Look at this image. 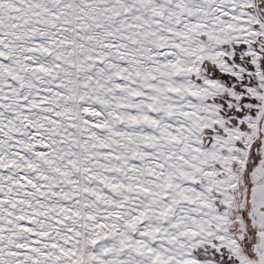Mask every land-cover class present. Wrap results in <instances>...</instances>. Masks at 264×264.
<instances>
[{"label": "snow or ice", "instance_id": "1", "mask_svg": "<svg viewBox=\"0 0 264 264\" xmlns=\"http://www.w3.org/2000/svg\"><path fill=\"white\" fill-rule=\"evenodd\" d=\"M0 264H264V0H0Z\"/></svg>", "mask_w": 264, "mask_h": 264}]
</instances>
